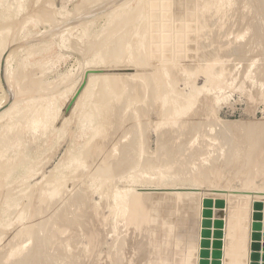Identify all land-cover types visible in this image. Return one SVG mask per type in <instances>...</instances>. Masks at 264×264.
<instances>
[{
    "label": "rangeland",
    "instance_id": "obj_1",
    "mask_svg": "<svg viewBox=\"0 0 264 264\" xmlns=\"http://www.w3.org/2000/svg\"><path fill=\"white\" fill-rule=\"evenodd\" d=\"M241 1L120 22V6L137 11L139 0H0V57L16 51L9 78L0 67V112L16 102L22 119L0 123V264H264V0ZM149 26L146 53L137 42ZM96 54L118 86L117 97L93 95L90 138L82 84ZM33 103L65 116L26 132ZM125 190L146 220L113 208Z\"/></svg>",
    "mask_w": 264,
    "mask_h": 264
},
{
    "label": "bare ground",
    "instance_id": "obj_2",
    "mask_svg": "<svg viewBox=\"0 0 264 264\" xmlns=\"http://www.w3.org/2000/svg\"><path fill=\"white\" fill-rule=\"evenodd\" d=\"M149 1V0H148ZM152 1L153 0H151V5L153 6L152 7V11L151 10H149V11H151V13L148 15L147 13L145 14V16H143L142 18H141V7L143 6V4L145 3L144 2V0H139V2H138V7H137V11H135V10H130L129 12L128 11H125L126 9H129V8H126V9H124V6H125V4L126 3H124V4H122L120 7V9H122V11L121 12H118V13H122L121 14V17L119 18V20L118 21H120V22H123V21H125V20H132L134 17V15H136V17H135V20H137V22L138 21H143V22H153V19L158 15V14H160V15H164V17H165V19H167V16L168 17H170L169 15L172 13V11H174V13H175V10L178 8V7H183L187 2H190V0L188 1V0H170V4H169V0H155V1H153V3H152ZM199 1V0H198ZM235 1V0H234ZM249 1H253V0H249ZM257 1H259V0H257ZM261 1V0H260ZM147 2V1H146ZM194 2V1H193ZM211 2V1H210ZM242 3L244 2L245 3V0L244 1H241ZM240 2V3H241ZM248 2V1H247ZM263 3H264V1H262ZM261 2V3H262ZM196 3V2H195ZM195 3H190V4H193V6L194 7H196V6H198L197 8H199V4L197 5V3H196V5H194ZM227 3H228V0H227ZM226 3V4H227ZM232 3V2H231ZM230 3V5H232ZM243 3V4H244ZM253 3V2H252ZM187 4H189V3H187ZM220 4V3H219ZM248 4V3H247ZM250 4V3H249ZM254 4V3H253ZM253 4H252V9L254 8L253 7ZM257 4V3H256ZM255 4V5H256ZM145 5H148L147 3L145 4ZM150 5V4H149ZM205 5V4H204ZM203 5V6H204ZM221 5H222V3H221ZM229 5V4H228ZM228 5H226V6H228ZM191 6V5H190ZM189 5H188V7H190ZM201 6V5H200ZM246 6V5H245ZM244 6V7H245ZM247 6H249V5H247ZM247 6L245 7V8H247ZM257 7H258V5H256ZM260 6V5H259ZM150 7V6H149ZM170 7H174L175 9L173 10V9H171V10H169L170 9ZM185 7V6H184ZM188 7H186V8H188ZM205 7V6H204ZM229 7V6H228ZM264 7V6H263ZM191 8H193L192 6H191ZM196 8V9H197ZM203 8V7H202ZM201 8V9H202ZM249 8V7H248ZM256 8V7H255ZM254 8V9H255ZM259 8V7H258ZM258 8H256L255 9V11L257 10L258 11ZM262 7L260 6V9H261ZM138 9H141V10H138ZM181 9V8H180ZM184 9V8H183ZM190 9V8H189ZM189 9H188V11H189ZM219 9V7L217 8V10ZM251 9V8H250ZM249 9V10H250ZM178 10H179V8H178ZM186 12H187V10L186 9H184ZM183 10V12H182V14L185 12ZM191 10V9H190ZM200 10V9H199ZM203 10V9H202ZM202 10H201V13H202ZM246 10V9H245ZM261 10H264V9H261ZM148 11V12H149ZM181 11V10H180ZM197 11V10H196ZM216 11V10H215ZM256 11V14L257 13H259L260 11H258L257 12ZM125 12H127V13H125ZM171 12V13H170ZM204 12V11H203ZM220 12H221V10H220ZM246 12H247V10H246ZM254 12V11H253ZM117 13V14H118ZM213 13V12H212ZM211 13V14H212ZM215 13V12H214ZM213 13V14H214ZM219 13V12H218ZM227 13V12H226ZM262 13H264V11L262 12ZM178 14V13H177ZM176 14V15H177ZM186 14H188V12L186 13ZM192 14H193V11H192ZM206 14H207V12H206ZM205 14V15H206ZM211 14H207L208 16L209 15H211ZM215 14H217V12L215 13ZM214 14V15H215ZM245 14H247V13H245ZM244 14V16L246 17V15ZM250 14V13H249ZM255 14V13H254ZM255 14V15H256ZM261 14V12L259 13V15ZM172 15H174L173 13H172ZM171 15V16H172ZM181 15V14H180ZM190 15H191V13H190ZM194 15L196 16V14H195V10H194ZM200 15V14H199ZM203 15V14H202ZM248 15V14H247ZM255 15H253V18L255 17ZM259 15H258V18H259ZM263 15L264 14H261V16H262V19L264 18L263 17ZM181 16H183V15H181ZM186 16H188V15H186ZM207 16V18H210V17H214V20H215V17L216 16H210V17H208ZM173 17V16H172ZM175 17H177V16H175ZM178 17H179V14H178ZM198 17V16H197ZM204 17V16H203ZM217 17H219L220 19H223V17L221 18L220 16H217ZM242 17H243V15H242ZM242 17H240V18H242ZM248 17V16H247ZM113 18V17H112ZM111 18V19H112ZM160 18V17H159ZM162 18H163V16H162ZM183 18V17H182ZM202 18V17H201ZM201 18H199V19H201ZM206 18V17H205ZM205 18H204V20H205ZM252 18V17H251ZM257 18V19H258ZM158 18L156 17V20H157ZM170 19V22H172V20H173V18L171 19V18H169ZM169 19H167V20H169ZM178 19V18H177ZM176 19V20H177ZM186 19V18H185ZM188 19V18H187ZM189 19H190V16H189ZM243 19V18H242ZM245 19V18H244ZM261 19V18H260ZM113 20V19H112ZM159 20H161V19H159ZM181 20V17L179 18V21ZM192 20V19H191ZM190 20V21H191ZM198 20V19H197ZM210 20H212V19H210ZM218 21H219V19H217ZM259 20V19H258ZM264 20V19H263ZM262 20V21H263ZM155 21V20H154ZM165 21V20H164ZM178 21V20H177ZM178 21V22H179ZM183 21V20H182ZM185 21V20H184ZM188 21V20H187ZM193 21V20H192ZM199 22H200V20H198ZM206 21V20H205ZM205 21H203V22H205ZM217 21V22H218ZM254 21H256V19L254 18ZM158 22V21H157ZM169 22V23H170ZM174 22V21H173ZM196 22V21H195ZM195 22H193V23H195ZM208 23H209V19H208V21H207ZM211 22H216V21H211ZM257 22V21H256ZM160 23H162L163 24V22H162V20H161V22ZM175 23H176V21H175ZM174 23V24H175ZM182 23V22H181ZM185 23V22H184ZM183 23V24H184ZM192 23V24H193ZM262 23V22H261ZM151 24H153V23H151ZM157 24V23H156ZM172 24L173 23H171L170 25L172 26ZM213 24V23H212ZM155 25V24H154ZM164 25V24H163ZM163 25H162V27H163ZM167 24H165V26H166ZM169 25V26H170ZM176 25H179L178 23L176 24ZM263 25V24H262ZM155 26H157V25H155ZM154 26V27H155ZM158 26H159V22H158ZM196 26H198L199 27V25H195V27ZM176 27V26H175ZM178 27V26H177ZM191 28L193 27V25H191L190 26ZM194 27V28H195ZM151 27L149 26L148 27V29L146 30V32L145 33H143L142 35H141V37H140V39L138 40V44L141 46V50H142V46L144 47L145 45L147 46V45H150V44H147V43H145V45H143V43L146 41L147 42V40H146V38H148L147 37V35H146V33L149 35V30H151L150 29ZM157 28H159V27H157ZM181 28V27H180ZM182 28H183V26H182ZM181 28V30H183ZM191 28H189V29H191ZM197 28V27H196ZM195 28V29H196ZM167 29H169V27H167ZM173 29V28H172ZM171 29V30H172ZM175 29V28H174ZM177 29V28H176ZM176 29H175V31H176ZM178 29H179V27H178ZM155 30H157L156 29V27H155ZM159 30H164L165 31V27H163V28H161V24H160V29ZM199 30V29H198ZM202 30V29H201ZM119 31V30H118ZM152 31V30H151ZM150 31V32H151ZM158 31V30H157ZM163 31V32H164ZM168 31V30H167ZM174 31V33H173V35L174 34H176V32ZM178 31V30H177ZM180 31V30H179ZM189 31H192V30H189ZM138 32V31H137ZM162 32V33H163ZM195 32V31H194ZM154 33V32H153ZM155 33H156V31H155ZM154 33V34H155ZM157 33H159V32H157ZM184 33V32H183ZM151 34V33H150ZM167 34V33H166ZM166 34L164 35L165 37H166ZM170 34H172L171 33V31H170ZM170 34L168 35V36H170ZM185 34V33H184ZM184 34H183V36H184ZM196 34H199V32L198 33H196ZM109 35V34H108ZM113 35H115L114 33H113ZM117 35V34H116ZM115 35V36H116ZM121 35V34H120ZM153 35V34H152ZM172 35V36H173ZM213 35V34H212ZM212 35H210V36H212ZM114 36V37H115ZM119 36V35H118ZM167 36V37H168ZM179 36V35H178ZM182 36V35H181ZM185 36H186V34H185ZM188 36V35H187ZM214 36V35H213ZM213 36H212V38H213ZM108 37V36H107ZM117 37V36H116ZM153 37V36H152ZM157 37V36H156ZM155 37V38H156ZM160 37H163V35L161 36V34H160ZM165 37H163L162 39H166ZM190 36H188V38H189ZM207 37V36H206ZM109 38V37H108ZM113 37H111V39H112ZM159 38V37H158ZM107 39V38H106ZM105 39V40H106ZM116 39H118V38H116ZM115 39V40H116ZM170 39V38H169ZM110 40V39H109ZM119 40H120V42H122L121 40L122 39H120L119 38ZM124 40V39H123ZM126 40V39H125ZM160 40H161V38H160ZM167 40H168V38H167ZM127 41V40H126ZM126 41H124V44L123 45H125V42ZM130 41H131V39H130ZM134 41V40H133ZM107 40H106V44H107ZM128 42V41H127ZM140 42V43H139ZM155 42V41H154ZM159 42V41H158ZM157 42V43H158ZM167 42V41H166ZM104 43V42H103ZM130 43V42H129ZM134 44H135V42H133ZM149 43V42H148ZM156 43V42H155ZM155 43H153V44H155ZM157 43H156V45H157ZM160 43V42H159ZM159 43H158V45H159ZM162 43V42H161ZM167 44V43H166ZM117 45V44H116ZM131 44H128V46H130ZM165 45V44H164ZM103 46V45H102ZM105 46V45H104ZM104 46L102 47L103 48V51H101V52H105L104 51ZM115 46V45H114ZM114 46H113V49H115L114 48ZM118 46H119V44H118ZM125 46H127V45H125ZM134 45L132 44V46H131V48L129 47V49H131V50H129L130 52H132V53H134V50H136L135 48H138V46L136 47L135 46V48H132ZM139 46V47H140ZM151 46H152V44H151ZM153 46H155V45H153ZM116 47V46H115ZM120 47L122 48V46L120 45L119 47H117V48H119L120 49ZM124 47V46H123ZM156 47V46H155ZM9 48V47H8ZM149 47L147 46L146 47V49L147 50H149L148 49ZM158 48V47H157ZM106 49V48H105ZM118 49V50H119ZM159 49V48H158ZM161 49H162V46H161ZM100 50H102V49H100ZM111 50H112V48H111ZM117 49H115V53L117 52L116 51ZM122 50H123V48H122ZM127 50V48L125 49V51ZM144 50H145V48H144ZM144 50H142L143 52H146V51H144ZM128 51V50H127ZM165 51V50H164ZM98 52H99V50H98ZM97 52V53H98ZM100 52V53H101ZM111 53H112V51H110ZM120 52V51H119ZM118 52V53H119ZM138 52L140 53V51L138 50ZM148 52V51H147ZM146 52V53H147ZM150 52V51H149ZM148 52V53H149ZM161 52V51H160ZM106 53V52H105ZM110 53V54H111ZM117 53V54H118ZM122 53V52H121ZM15 54H16V51H12V50H7V49H4L3 50V52H2V54H1V57H0V67L2 66V64H3V70H2V75H5V77H6V75H7V77L9 78V76H8V74H10L11 72H10V69H11V67H12V63L14 62V56H15ZM107 54L109 55V51H107ZM113 54V53H112ZM124 53H122V55H123ZM126 54V53H125ZM135 54H136V52H135ZM144 54V53H143ZM101 55H104L103 53L101 54ZM119 55V54H118ZM118 55H117V57H118ZM131 55H134V54H130L129 56H131ZM140 55V54H139ZM165 56H166V54H164ZM111 56H113V55H111ZM120 56V55H119ZM167 56H168V54H167ZM163 57V56H162ZM105 58V56L102 58L99 54H96V57H95V59H96V61H97V65L94 67V69L93 70H91V71H89L88 72V74L84 77V82H83V84H82V86H84V89H85V93H84V97L82 98L83 99V105H82V109H81V111H84L83 113H85L84 115H83V113L81 114V113H79V115H83V120L82 121H84V122H88V124L90 125V127L94 130V133H92L91 134V137L90 138H92V137H94V135H96V133L98 132V130H99V132H100V127H99V120H101V117H98L99 118V120L97 119L96 120V116H95V112L94 111H96V110H98V109H96V108H93V107H90V105L89 104H91V103H95V102H97V101H101V99H92V97H93V95H95V93L98 91V92H100L101 94H102V96H105V98H107V99H111V98H113V95L114 96H116V94H117V92L116 91H114L115 90V88H113V87H115V86H118V82L116 83V80H118V74H116L117 75V78H115V79H111V77L113 78V76H112V74H110L111 76H107V72H105V71H108V69L109 68H111V67H109L107 70L105 69V65L103 64L104 63V61L105 60H103ZM111 58V57H110ZM126 58V57H125ZM129 58V57H128ZM127 58V59H128ZM131 58L133 59V57L131 56ZM165 58V57H164ZM164 58H163V61H165L164 60ZM112 59V58H111ZM111 59L110 60H108V61H110V62H108V61H106V63L107 64H109V63H111L112 61V64L114 63V60H116V56H115V58H114V60H112L111 61ZM131 59V60H132ZM107 60V59H106ZM129 60H130V58H129ZM143 60V59H142ZM167 60V59H166ZM103 62V63H102ZM165 62H167V61H165ZM101 64H103V65H101ZM110 65V64H109ZM163 65V64H162ZM0 69H2V68H0ZM113 69V68H112ZM163 69V68H162ZM165 70V69H164ZM104 71V72H103ZM114 71V70H113ZM115 73V72H114ZM207 76H208V78H211V77H213V74L211 73V71H207ZM109 77V78H108ZM130 78H133V77H131L130 76ZM4 79V78H3ZM7 79V78H6ZM111 79V80H110ZM109 83V84H108ZM102 85H104V86H107L108 85V87H105V88H107V89H103V91H102V88H103V86ZM110 86V87H109ZM115 92H116V94H115ZM97 94V93H96ZM117 97V96H116ZM16 98V97H15ZM115 98V97H114ZM19 99V98H18ZM113 100V99H112ZM16 101V100H15ZM18 101V100H17ZM93 101V102H92ZM7 102V100H3V101H1L0 102V108L5 104ZM10 102H11V100H10ZM19 102V101H18ZM77 102H78V98H77V96H73V99H72V103L74 104V105H76L77 104ZM88 102V103H87ZM87 103V106L85 105ZM9 105V104H8ZM32 108V109H31ZM31 114H32V116L30 117L29 116V120L27 119L26 120V122H25V120H24V122L25 123H23V125L24 124H26V125H24V126H26L25 128L23 127V125H21L25 130H27L26 132H37L39 129H42L43 130V132L42 133H44V132H46L48 129H52L53 127H55V126H57V124H60L58 121H59V118H61L64 114H63V109H62V107H60L59 105H57L56 104V106H55V103L53 104V103H50L49 105H44V106H42V107H39L38 106V104L36 105V103H33V104H31ZM188 107H186V106H182V107H179V108H177V109H175V112H176V114H175V116H178V115H180V114H182V113H184L185 112V110L187 109ZM88 109V110H87ZM102 113H103V111L102 110H100ZM16 112H18V104L15 102V103H13V104H10L8 107H6V108H4L3 110H1V112H0V123H2V125H4V126H8V127H11L12 128V126L11 125H13V123H11L12 122V120L11 121H9L11 118L12 119H14L13 117H15L14 115L15 114H17ZM19 112H21V111H19ZM24 112V111H23ZM100 112V113H101ZM30 113H28V115L30 114ZM98 113V112H97ZM101 113V114H102ZM20 114V113H19ZM24 114V113H23ZM99 114V113H98ZM22 115V114H21ZM21 115H18L17 117H20ZM27 115V113L24 115L25 116V119H26V117H28V116H26ZM67 115V114H66ZM65 116V115H64ZM21 117H23V116H21ZM20 117V118H21ZM79 118H81V116L79 117ZM16 119V118H15ZM14 119V120H15ZM19 119H16V121H18ZM21 121H22V119H20ZM19 120V121H20ZM80 121H81V119H80ZM98 123H97V122ZM17 123H19V124H22V123H20V122H17ZM16 123V124H17ZM101 123V122H100ZM15 124V123H14ZM19 124H18V126L16 125V128L18 129V127H19ZM234 124V123H233ZM102 125V124H101ZM222 125V124H221ZM221 125H220V127H221ZM13 126H15V125H13ZM5 127V128H6ZM7 127V128H8ZM102 127H103V125H102ZM6 128V129H7ZM227 128V127H226ZM226 128H225V130H226ZM13 129V128H12ZM23 129V130H24ZM236 129V128H235ZM5 130V129H4ZM41 130V131H42ZM6 131V134L8 133L7 131H8V129L7 130H5ZM11 131V130H10ZM13 131V130H12ZM98 132V133H99ZM13 133V132H12ZM16 133H17V131H16ZM3 135H5V133L3 134ZM3 138V137H2ZM1 138V139H2ZM3 141V140H2ZM0 142H1V140H0ZM89 142V141H88ZM101 145V144H100ZM103 146H105V144L103 145ZM107 148H109V147H107ZM103 149V148H102ZM102 152V151H101ZM100 152V153H101ZM113 152V151H112ZM1 155H2V153H0ZM4 154V153H3ZM111 154V153H110ZM23 155V154H22ZM109 155V154H108ZM75 163H76V167L74 168L75 170L76 169H80L82 166H83V163H82V160L80 159V158H76V160H75ZM116 164V163H115ZM109 165V164H108ZM114 165V164H113ZM10 166V165H9ZM81 166V167H80ZM17 168H19V169H21V167H22V163H18L17 162V166H16ZM114 167H115V165H114ZM120 169H121V167H120ZM12 170V169H11ZM7 171V170H6ZM78 171V170H77ZM76 171V172H77ZM11 172V171H10ZM9 172V173H10ZM75 172V171H74ZM75 172V173H76ZM2 175V174H1ZM73 175H74V173H73ZM133 192H136V190H132ZM52 192V193H51ZM50 193L51 194H54V192H56V190H54V191H51ZM104 193V192H103ZM114 195V197H115V206H113V208L114 209H116L117 211L116 212H118V213H121V214H124V215H126L127 214V216H128V214H130V215H133L132 213H134V212H136V214L138 213V214H140L141 213V206L139 205V195H137V196H134V197H131V196H129V191L128 190H125V191H123V192H119L118 194H117V196L115 195V194H113ZM121 196V197H120ZM9 207V206H8ZM112 208V207H111ZM18 212H19V210H17ZM17 211H16V213H17ZM143 211V210H142ZM15 213V212H14ZM15 213V214H16ZM150 213V212H149ZM135 214V213H134ZM136 214H135V216H136ZM7 215V214H6ZM8 215H10V214H8ZM7 215V216H8ZM19 215H21V214H19ZM18 215V216H19ZM147 215H148V213H146V212H144V213H141L140 214V218L141 217H147ZM17 216V217H18ZM23 216V215H22ZM22 216H20V218L22 217ZM134 216V215H133ZM138 218H139V216H137ZM127 218H129V217H127ZM132 218V217H131ZM135 218V217H134ZM139 218V219H140ZM139 219H137V220H139ZM145 218H141V220L143 221ZM135 220V219H134ZM146 220V219H145ZM12 223V222H11ZM10 223V224H11ZM9 223L8 224H6V225H10ZM18 246V245H17ZM23 252V250H21V252L19 251L18 252V254H21ZM16 254V253H15Z\"/></svg>",
    "mask_w": 264,
    "mask_h": 264
}]
</instances>
